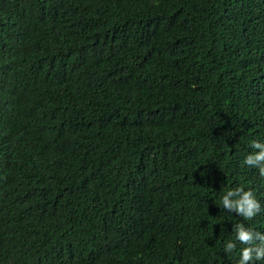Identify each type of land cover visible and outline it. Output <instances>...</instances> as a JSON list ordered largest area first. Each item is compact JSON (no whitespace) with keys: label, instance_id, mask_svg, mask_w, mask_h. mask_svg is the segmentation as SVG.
I'll return each instance as SVG.
<instances>
[{"label":"trees","instance_id":"16d2710c","mask_svg":"<svg viewBox=\"0 0 264 264\" xmlns=\"http://www.w3.org/2000/svg\"><path fill=\"white\" fill-rule=\"evenodd\" d=\"M253 140L264 0H0V264H238Z\"/></svg>","mask_w":264,"mask_h":264},{"label":"clouds","instance_id":"9594fccd","mask_svg":"<svg viewBox=\"0 0 264 264\" xmlns=\"http://www.w3.org/2000/svg\"><path fill=\"white\" fill-rule=\"evenodd\" d=\"M251 148L256 151L248 154L243 163L249 168H258L261 176H264V143L253 140ZM221 206L229 211L236 212L245 220H252L261 212V204L251 190H245L242 186L232 188L222 196ZM236 241L246 245L240 250L238 264H252L254 260H264V233L246 228L243 223L234 226ZM236 249V243L227 241L224 247L225 253Z\"/></svg>","mask_w":264,"mask_h":264}]
</instances>
